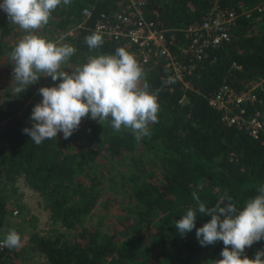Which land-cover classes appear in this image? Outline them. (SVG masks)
<instances>
[{"label":"trees","instance_id":"trees-1","mask_svg":"<svg viewBox=\"0 0 264 264\" xmlns=\"http://www.w3.org/2000/svg\"><path fill=\"white\" fill-rule=\"evenodd\" d=\"M262 4L264 0L148 1L146 19L174 35L171 52L195 68L182 82L170 83L165 78L171 72L161 62L144 71L150 91L159 90L160 111L158 122L149 126L150 136L140 141L127 129L116 132L107 121L100 124L85 117L68 139L58 133L55 139L36 145L22 129L31 127L32 108L42 96L25 91L11 97L9 86L14 83L9 77L3 85L6 95L0 100V238L9 213L8 195L17 193L16 182L22 180L39 195L55 227L40 235L35 230L37 218L28 220L33 230L28 248L48 264H213L221 259L222 241L201 246L196 238V228L210 216L197 212L195 228L183 236L175 222L189 208H198L193 193L206 207L231 196L242 209L264 184V144L228 126L222 113L207 101L222 86L241 92L264 78V15L255 11L249 18L239 15L228 31L229 39L208 49L201 60L179 54L177 47L185 46L183 30L206 18L214 6L240 12ZM126 5V0H71L70 5L58 6L39 30L53 28L63 36L59 42L75 47L69 68L90 56L113 54L118 47L130 52L124 42L110 37H103V45L94 50L85 43L101 14L123 12ZM84 8L91 10V17L78 28ZM15 29L0 9V56L7 54L6 74L13 72L9 54L25 34ZM47 79L49 87L60 82ZM256 95L262 102L256 107L264 106V81ZM254 107L247 105V114ZM104 185L109 191H126L124 200L112 203L120 214L114 225L101 232L82 224L99 203L108 211V204L101 202ZM63 229L77 233L68 238L61 233ZM260 249H264V239L246 247L245 255L253 259ZM14 255L13 249L4 247L0 264Z\"/></svg>","mask_w":264,"mask_h":264},{"label":"clouds","instance_id":"clouds-1","mask_svg":"<svg viewBox=\"0 0 264 264\" xmlns=\"http://www.w3.org/2000/svg\"><path fill=\"white\" fill-rule=\"evenodd\" d=\"M70 3L71 0H3L0 3L9 21L25 32L9 54L14 96L25 92L41 77L60 81L55 86L39 88L42 99L32 108L31 127L22 131L40 145L55 139L58 133L68 139L78 130L82 118L90 117L100 124L109 122L116 132L129 130L137 141L150 136L149 126L158 122L159 90L150 91L144 69L133 54L118 47L113 54L90 56L83 64L69 68L75 47L37 34L58 6ZM103 42L99 32L85 37L90 50L100 48ZM257 191L258 195L247 200L242 209L237 208L231 196L206 207L193 193L198 208H189L176 220L175 227L183 236L195 228L197 212L208 215L211 219L196 228L195 234L201 246L223 242L222 258L213 264H264V249L256 251L253 259L245 255L246 247L264 239V184ZM20 245L21 236L14 229L8 230L0 241V247L14 249Z\"/></svg>","mask_w":264,"mask_h":264},{"label":"built area","instance_id":"built-area-1","mask_svg":"<svg viewBox=\"0 0 264 264\" xmlns=\"http://www.w3.org/2000/svg\"><path fill=\"white\" fill-rule=\"evenodd\" d=\"M123 12L112 15L101 14L93 24V32H99L102 37H110L115 41H122L129 46L144 71L157 62L169 72L165 78L182 82L190 76L195 64L183 63L176 58L170 48L175 44L174 35L161 30L153 21L146 19L144 8L149 0H126ZM264 15V4L252 9L221 8L214 6L209 15L200 22H194L183 30L184 47H177L179 54H185L194 60H201L208 49L215 48L229 39L228 31L234 26L239 15L249 18L253 12ZM82 21L78 28L85 25L91 17V10L81 11ZM70 33L69 35H71ZM264 78H259L255 84L244 91L236 92L228 86L220 87L217 92L207 98L208 105L222 113V120L230 127L246 132L251 138L264 144V106L261 105L256 92L262 89ZM253 105L254 110L247 114V105ZM17 214L16 211L13 212ZM2 241V240H0ZM4 247H0V252Z\"/></svg>","mask_w":264,"mask_h":264},{"label":"rangeland","instance_id":"rangeland-1","mask_svg":"<svg viewBox=\"0 0 264 264\" xmlns=\"http://www.w3.org/2000/svg\"><path fill=\"white\" fill-rule=\"evenodd\" d=\"M18 30L19 32H24L19 28L18 25H16L15 32H17ZM72 31L73 28L68 29V34L72 33ZM37 34L53 42H59L63 38V36H59L53 28H47L46 32L37 30ZM22 36L23 35H21V37ZM14 39L17 40V37L15 36ZM15 40H11V44H14ZM6 60L7 54L4 56H0V100L3 99V97L6 95L3 85L7 83L9 77L13 79V72H9V74H6L5 72V70L9 68ZM49 81L50 80H48L47 77H41L35 84L29 85L26 91L33 92L36 95H40L38 91L39 88L49 87ZM14 86V84L9 86V93L11 97H14ZM118 170L122 172L121 174H124V169L118 168ZM15 186L17 188V193L14 196H12L11 194L8 195V197H10L7 200L9 213L6 218V225L1 231L0 240L3 241L8 230L14 229L21 236V245L20 247L13 249L15 255L12 258H6L4 264H48L41 256L37 255L34 252H31L28 248V241L33 233L31 226L28 224V220H30L31 217L35 216L37 218L35 229L36 232H38L40 235H45L49 233L50 230L55 229L50 220V213L43 207L39 195L30 190L22 180H18ZM103 188L104 190L101 191V202L103 204H108L106 205L108 211H105L99 203L98 207L88 218H86V220L82 224V226L84 227H97L101 232L109 230L110 227L114 225L120 214L118 212L117 206L113 205L112 203H114V201L124 200V194L126 191H109V189L105 185L103 186ZM119 193H122L123 196H114ZM14 211L17 212L16 215L13 214ZM79 228L78 230H80ZM61 233L65 237L69 238L74 236V234H76L77 232L66 231L63 229Z\"/></svg>","mask_w":264,"mask_h":264}]
</instances>
